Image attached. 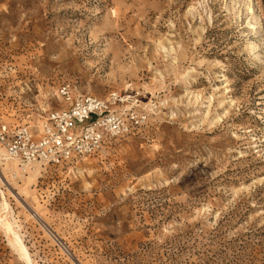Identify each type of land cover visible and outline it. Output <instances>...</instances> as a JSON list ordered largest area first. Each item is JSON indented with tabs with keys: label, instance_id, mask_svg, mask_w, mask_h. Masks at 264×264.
Listing matches in <instances>:
<instances>
[{
	"label": "rangeland",
	"instance_id": "rangeland-1",
	"mask_svg": "<svg viewBox=\"0 0 264 264\" xmlns=\"http://www.w3.org/2000/svg\"><path fill=\"white\" fill-rule=\"evenodd\" d=\"M63 85L138 94L147 122L64 166L0 161V264H28L5 220L31 264H264V0H0V125Z\"/></svg>",
	"mask_w": 264,
	"mask_h": 264
},
{
	"label": "built area",
	"instance_id": "built-area-1",
	"mask_svg": "<svg viewBox=\"0 0 264 264\" xmlns=\"http://www.w3.org/2000/svg\"><path fill=\"white\" fill-rule=\"evenodd\" d=\"M62 106L33 124L0 125V146L24 173L36 166H64L99 151L106 137L131 134L147 122L138 94L110 92L106 97L57 89Z\"/></svg>",
	"mask_w": 264,
	"mask_h": 264
},
{
	"label": "bare ground",
	"instance_id": "bare-ground-1",
	"mask_svg": "<svg viewBox=\"0 0 264 264\" xmlns=\"http://www.w3.org/2000/svg\"><path fill=\"white\" fill-rule=\"evenodd\" d=\"M0 161H6V162L11 161L12 165H14V166L16 165V163L8 157L6 151L3 147H0ZM37 168H39V166H36L34 169H37ZM13 224H12V221L9 222V221L5 220V222H3V225L6 229V231L12 232V234H11L13 237L12 238V245H14L17 252L21 256V258L24 259L28 264H31V259H30L29 253L27 251V248L24 245L20 234L16 230H13Z\"/></svg>",
	"mask_w": 264,
	"mask_h": 264
}]
</instances>
